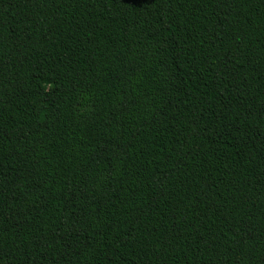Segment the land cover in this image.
Segmentation results:
<instances>
[{"label":"trees","instance_id":"obj_1","mask_svg":"<svg viewBox=\"0 0 264 264\" xmlns=\"http://www.w3.org/2000/svg\"><path fill=\"white\" fill-rule=\"evenodd\" d=\"M0 264H264V0H0Z\"/></svg>","mask_w":264,"mask_h":264}]
</instances>
